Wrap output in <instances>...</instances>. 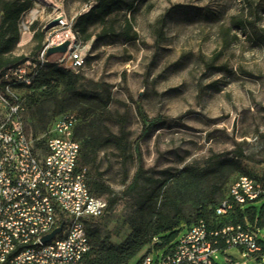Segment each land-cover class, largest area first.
Returning <instances> with one entry per match:
<instances>
[{
  "label": "rangeland",
  "instance_id": "374dc122",
  "mask_svg": "<svg viewBox=\"0 0 264 264\" xmlns=\"http://www.w3.org/2000/svg\"><path fill=\"white\" fill-rule=\"evenodd\" d=\"M32 2L33 7L24 14L26 21L33 18L24 33L27 38H19L14 49L15 55L30 58L38 54L33 41L36 30L46 39L51 33L47 24L59 14L73 23L94 4V0ZM125 17L132 20L137 41L113 35L99 37L97 26L91 29L88 41L77 33L86 52L79 70L84 79L79 90H91L94 83L105 84L112 99L106 112L127 114V160L122 161L108 145L98 153L97 164L89 167L108 186L109 192L103 197L111 201V207L101 218L91 220L89 228L112 244L131 233L127 220L136 200L150 189L147 178L162 179L164 171L174 172L185 165L203 166L212 153L229 151L235 142L246 143L245 152L255 160L264 147L257 139L264 132V44L256 38V34H264V0H142L131 13L124 11L114 17L117 32ZM239 20L250 25L240 28ZM61 91L58 82L37 91L15 90L26 131L36 141L53 117L54 102L49 95L55 93L61 98ZM137 105L145 123L153 125L144 139H140L144 121L137 114ZM76 107L82 104L73 103L65 110ZM100 112L93 109L85 119L83 133L99 134L107 128L118 134L119 127L113 121H102ZM257 166L244 163L250 174ZM138 168L144 177L131 188ZM239 175L233 173L228 178L220 197L228 194ZM254 205L260 208L262 200ZM256 228L258 239L264 242V227ZM167 249H155L154 258ZM147 250L145 246L130 264ZM225 256L239 264H264V252L262 260L247 261L235 248L216 252L215 263L227 264Z\"/></svg>",
  "mask_w": 264,
  "mask_h": 264
},
{
  "label": "built area",
  "instance_id": "2783aa9c",
  "mask_svg": "<svg viewBox=\"0 0 264 264\" xmlns=\"http://www.w3.org/2000/svg\"><path fill=\"white\" fill-rule=\"evenodd\" d=\"M32 22L33 18L21 17V35ZM71 26L59 14L55 27H62V34L52 35L51 29L37 56L0 75V264H78L90 249L87 224L107 211L106 200L90 193L85 171L78 169L77 116L67 111L53 118L38 139L43 147H36L37 139L27 133L21 100L15 95V90L32 84L50 47L67 44L57 61L79 72L86 52L81 45L71 47ZM13 78H21V85H13ZM260 200H264V183L242 175L219 202L216 214ZM60 226L52 240L42 241ZM220 245L223 253L235 248L247 261L262 260L257 230L241 224L211 229L200 220L180 233L163 254L154 258L152 250L137 264H216L214 254ZM225 261L239 264L228 256Z\"/></svg>",
  "mask_w": 264,
  "mask_h": 264
},
{
  "label": "trees",
  "instance_id": "16d2710c",
  "mask_svg": "<svg viewBox=\"0 0 264 264\" xmlns=\"http://www.w3.org/2000/svg\"><path fill=\"white\" fill-rule=\"evenodd\" d=\"M141 1L94 0V4L87 12L74 18L72 29L84 42L91 38V29L95 26L100 27L99 37L113 35L127 41H137L138 34L133 30L132 20L125 17L120 32H117L114 17L124 11L131 13ZM32 7V0H0V75L30 58L15 55L14 49L20 38V19ZM237 25L240 28H246L250 23L239 20ZM256 38L264 44V34H256ZM43 40V32L36 30L33 35L35 52L41 51ZM55 56L58 55L47 57V62L38 70L32 84L26 88L37 91L50 86L53 82L60 83L62 97L57 98L55 93L49 95L54 102L53 117L49 123L53 118L67 111L77 116L79 121L75 128V139L80 143L78 169L85 171L90 193L104 198L103 195L109 192V188L89 167L97 164L98 153L108 145L113 146L122 161L127 160L130 151L127 114L111 115L106 112L112 102L108 87L105 84L94 83L91 90H79V83L84 80L83 77L79 72L73 73L56 60H52ZM78 102L82 104V107L65 110ZM95 107L101 110L99 116L102 121H113L119 127L118 134L111 133L107 128H103V132L99 134L83 133L85 119ZM136 111L144 121L140 135V139H144L151 132L153 125L145 123V116L139 105ZM257 139L264 144V132L259 133ZM245 144L235 142L234 148L229 151L212 153L204 161L203 166L185 165L174 172L164 171L162 179L147 178L150 189L136 200L135 210L127 220L131 230L127 238L118 244H112L108 238L102 237L99 231L91 230L88 223L86 229L90 249L78 264H130V261L145 246H148L145 254L158 248H171L175 245L180 233L200 220L208 224L211 229L236 224L253 230H257L256 227H264V204L258 208L254 205L258 201L233 205L226 214H216L219 202L228 196L225 194L220 197L224 185L233 173H240L239 177L246 175L264 183V177L258 178L247 172L244 167L246 161L264 165V147L257 154L259 158L255 160V156L245 152L243 148ZM35 146L43 147V141H35ZM143 177L142 168H138L131 188H135ZM105 200L108 210L111 207V201ZM258 244L263 253L264 242L258 239ZM224 249L223 245H220V251ZM141 258L134 264H137Z\"/></svg>",
  "mask_w": 264,
  "mask_h": 264
},
{
  "label": "water",
  "instance_id": "95a60500",
  "mask_svg": "<svg viewBox=\"0 0 264 264\" xmlns=\"http://www.w3.org/2000/svg\"><path fill=\"white\" fill-rule=\"evenodd\" d=\"M57 25V18L53 19L51 22H49L46 26V30L49 31L50 29H52L53 27H55ZM66 46L67 44H63L60 46H54V47H50L47 52H46V56H51V55H61L66 51ZM62 229V226H60L59 228L55 229L54 231H52L50 234L46 235L43 237L42 241L44 243L49 242L50 240L53 239V237L60 233Z\"/></svg>",
  "mask_w": 264,
  "mask_h": 264
},
{
  "label": "bare ground",
  "instance_id": "6f19581e",
  "mask_svg": "<svg viewBox=\"0 0 264 264\" xmlns=\"http://www.w3.org/2000/svg\"><path fill=\"white\" fill-rule=\"evenodd\" d=\"M43 1H47V0H43ZM62 17H64V16L62 15ZM61 34H62V27L52 28V35H61ZM70 37H71V47H79L80 46V43L78 41V34H77V32H75L72 29V26L70 27ZM26 38H27V35L26 34H23L22 35V40H25ZM42 46H43V44H42ZM46 62L47 61H44V64ZM56 62L59 63V64H61L63 67L69 69L68 65H66L64 63H61V61H57L56 60ZM13 85H21V78H13ZM243 177H249V176L243 175Z\"/></svg>",
  "mask_w": 264,
  "mask_h": 264
},
{
  "label": "crops",
  "instance_id": "0c3cea01",
  "mask_svg": "<svg viewBox=\"0 0 264 264\" xmlns=\"http://www.w3.org/2000/svg\"><path fill=\"white\" fill-rule=\"evenodd\" d=\"M20 38L22 39V36ZM44 40H43V42H44ZM257 167L258 168H257L256 171L254 170V174L253 175H255L258 178H263L264 177V165H258ZM262 204H264V200H262ZM256 215H257V213H256ZM263 216H264V209H263Z\"/></svg>",
  "mask_w": 264,
  "mask_h": 264
}]
</instances>
